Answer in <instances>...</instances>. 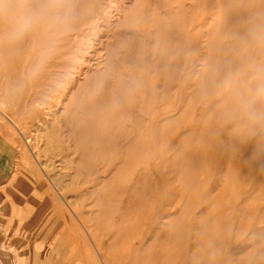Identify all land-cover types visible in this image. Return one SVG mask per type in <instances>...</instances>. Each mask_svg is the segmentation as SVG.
Segmentation results:
<instances>
[{"label":"rangeland","instance_id":"obj_1","mask_svg":"<svg viewBox=\"0 0 264 264\" xmlns=\"http://www.w3.org/2000/svg\"><path fill=\"white\" fill-rule=\"evenodd\" d=\"M98 1L54 0L70 12L66 23L49 21L14 51L0 44V264H264V131L239 143L229 125L210 138L209 122L226 98L172 89L167 102L138 109L159 120L154 129L165 126L141 160L93 156L77 176L67 135L44 137L50 114L62 112L51 96L60 90L47 85L56 77L50 65L63 33ZM45 50L42 71L13 94ZM37 97L50 102L35 105ZM118 174L125 183L107 213Z\"/></svg>","mask_w":264,"mask_h":264},{"label":"bare ground","instance_id":"obj_2","mask_svg":"<svg viewBox=\"0 0 264 264\" xmlns=\"http://www.w3.org/2000/svg\"><path fill=\"white\" fill-rule=\"evenodd\" d=\"M129 2L99 0L63 33L50 65L56 77L47 85L50 91L60 90L51 96L62 112L50 114L53 123L43 135L47 139L67 135L72 141L78 155L73 158V176L79 175L80 166L88 170L93 156L111 153L118 160L127 154L133 162L141 160L165 126L154 129L159 120L141 116L139 107L167 102L174 88L211 87L216 68V81L239 70L252 50L232 35L244 32L251 18L264 11V0H135L131 6ZM45 101L37 97L35 105ZM61 125L68 130L63 132ZM60 175L54 178L58 185ZM119 176H114L112 198L110 193L105 198L107 213L125 183Z\"/></svg>","mask_w":264,"mask_h":264},{"label":"clouds","instance_id":"obj_3","mask_svg":"<svg viewBox=\"0 0 264 264\" xmlns=\"http://www.w3.org/2000/svg\"><path fill=\"white\" fill-rule=\"evenodd\" d=\"M70 12L61 13L54 0H0V44L14 51L28 37L40 31L51 20L66 23ZM232 39L252 50L240 70H231L219 81L215 80L219 68L213 72L214 83L205 87L202 97L225 99L215 115V124L208 125V136L218 137L231 125L228 136L239 143L253 140L264 131V11H259L246 25L245 31L234 33ZM49 58L48 51L40 58L13 88L21 92L26 83L34 80Z\"/></svg>","mask_w":264,"mask_h":264},{"label":"crops","instance_id":"obj_4","mask_svg":"<svg viewBox=\"0 0 264 264\" xmlns=\"http://www.w3.org/2000/svg\"><path fill=\"white\" fill-rule=\"evenodd\" d=\"M4 147H5L6 152L8 151V152L10 153V152L12 151V147H11L10 140H9V142H8V145H7V142L4 143ZM8 156H11V155L9 154ZM10 165H11V164H10ZM7 171L10 172L11 169H10V170L8 169ZM0 175H3V172H2V174H0ZM6 187H7V191H10V197L6 194L7 192H5V196L7 197V198H6V201L8 202V200L11 199L12 189H11V185H9V183L6 184ZM5 191H6V190H5Z\"/></svg>","mask_w":264,"mask_h":264}]
</instances>
